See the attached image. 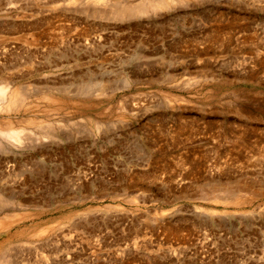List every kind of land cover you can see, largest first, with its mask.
Segmentation results:
<instances>
[{
    "label": "rangeland",
    "instance_id": "1",
    "mask_svg": "<svg viewBox=\"0 0 264 264\" xmlns=\"http://www.w3.org/2000/svg\"><path fill=\"white\" fill-rule=\"evenodd\" d=\"M0 264H264V0H0Z\"/></svg>",
    "mask_w": 264,
    "mask_h": 264
},
{
    "label": "bare ground",
    "instance_id": "2",
    "mask_svg": "<svg viewBox=\"0 0 264 264\" xmlns=\"http://www.w3.org/2000/svg\"><path fill=\"white\" fill-rule=\"evenodd\" d=\"M1 196V195H0Z\"/></svg>",
    "mask_w": 264,
    "mask_h": 264
}]
</instances>
